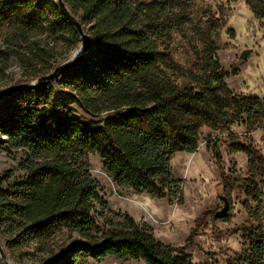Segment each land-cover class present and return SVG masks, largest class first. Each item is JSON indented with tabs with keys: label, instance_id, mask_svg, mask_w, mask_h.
<instances>
[{
	"label": "trees",
	"instance_id": "1",
	"mask_svg": "<svg viewBox=\"0 0 264 264\" xmlns=\"http://www.w3.org/2000/svg\"><path fill=\"white\" fill-rule=\"evenodd\" d=\"M64 1L84 28L89 27L93 48L56 83L76 94L87 112L106 117L96 126L72 110L49 113L37 103L54 96L51 84L0 102V135L5 137L0 144L23 154L19 165L26 171L8 186L3 182L13 173L0 178L1 242L10 250L32 245L41 255L37 264H92L108 256L146 264H192L183 246L159 241L147 223L112 212L96 217L100 185L87 157L98 155L119 188L155 199L181 196L172 157L195 153L203 128L216 131L236 122H244L248 131L264 127V98L230 89L217 55L221 21L210 10L194 15V0ZM246 4L257 19H264V0ZM188 31L202 45L190 68L179 64L170 49L171 34ZM1 32L16 48L42 35L65 39L73 50L81 43L56 0H0ZM16 48H0L2 69L16 56L33 69L29 80L47 74L46 66L56 57L53 48L37 42L28 55ZM228 141L232 151L248 158L252 175L244 179L247 200L259 201L257 178H264V154L235 133ZM209 146L222 171V200L229 203L238 179L223 171L216 144ZM215 213L207 210L196 220L188 243L208 219L217 220ZM241 229L248 250L238 260L264 264L262 227Z\"/></svg>",
	"mask_w": 264,
	"mask_h": 264
},
{
	"label": "rangeland",
	"instance_id": "2",
	"mask_svg": "<svg viewBox=\"0 0 264 264\" xmlns=\"http://www.w3.org/2000/svg\"><path fill=\"white\" fill-rule=\"evenodd\" d=\"M194 15L210 10L222 24L217 44L218 59L222 68L228 72L226 81L230 89L239 95L264 98V19H257L246 4V0H194ZM89 27L85 28L88 32ZM35 42L54 49L56 57L48 64V73L67 61L77 49L62 38H51L46 35L32 38L28 43L14 46L7 42L6 35L0 33V48H16L22 55H28ZM81 44V43H80ZM170 49L174 59L184 67L190 68L197 60L202 45L191 33L175 32L171 34ZM246 52L247 57L241 56ZM44 68L45 66L38 65ZM236 69L237 74H233ZM33 69L24 67L20 60L13 56L8 68L2 69L0 61V93L12 85L32 82L29 72ZM45 74V75H47ZM44 76V75H42ZM40 78V77H39ZM55 89L54 96L38 101L51 114L62 115L68 110L82 121L102 125L106 114L100 116L87 112L79 102L76 94L59 87L56 81L50 83ZM237 134L241 140L254 146L264 154V127L248 131L244 122H236L231 126H222L216 131L207 128L201 130L200 144L195 153H178L171 159V170L175 179L180 180L181 196L155 199L146 194H137L132 190L119 188L103 169L101 158L90 154L87 161L91 174L99 183V200L95 201L96 217L102 213L128 214L138 223L149 224L155 237L174 247L183 246L191 255L192 264H244L238 260L246 254L248 242L242 226H259L264 231V178L260 182L262 195L259 201L247 200L244 179L252 175L248 158L242 152L232 151L228 137ZM5 137L0 135V141ZM1 143V142H0ZM215 143L222 155V169L231 177L238 179V185L231 190L229 205L230 217L216 221L208 219L199 229L198 235L188 243L196 220L207 210L215 212L224 207L222 200L221 168L216 163L213 149ZM22 153L9 152L0 144V178L12 172L13 177L4 181L8 186L24 177L26 171L20 168ZM102 202L106 203L104 207ZM247 202V203H246ZM238 229L237 232H234ZM64 242V237L60 239ZM4 244V243H3ZM67 242H64L66 245ZM7 255L11 264H37L41 261L34 247L22 246L8 249ZM92 264H146L142 260L131 258L119 259L108 256Z\"/></svg>",
	"mask_w": 264,
	"mask_h": 264
},
{
	"label": "water",
	"instance_id": "3",
	"mask_svg": "<svg viewBox=\"0 0 264 264\" xmlns=\"http://www.w3.org/2000/svg\"><path fill=\"white\" fill-rule=\"evenodd\" d=\"M60 6V9L69 23L74 27L76 32L80 36L81 44L80 47L76 50V52L65 62L57 66L52 73L47 75L41 76L40 78L36 79L32 82H26L22 84L12 85L7 88L5 91L0 93V102L9 98L11 95L21 92L27 89H34L35 87H44L50 84L53 81H56L57 78L68 70L70 67H74L77 65L82 59H84L89 52L93 48V41L92 37L88 34L85 30L82 23L79 19L70 11L66 2L64 0H56ZM243 59L247 57V53L244 52L241 56ZM229 215V205L228 203L224 204V207L215 213V217L217 219L225 218ZM0 259L2 260L3 264H11L6 254L5 248L0 239Z\"/></svg>",
	"mask_w": 264,
	"mask_h": 264
}]
</instances>
